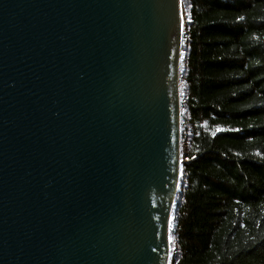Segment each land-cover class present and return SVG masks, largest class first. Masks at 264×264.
<instances>
[{"label":"water","instance_id":"obj_1","mask_svg":"<svg viewBox=\"0 0 264 264\" xmlns=\"http://www.w3.org/2000/svg\"><path fill=\"white\" fill-rule=\"evenodd\" d=\"M181 0H0V264H174Z\"/></svg>","mask_w":264,"mask_h":264},{"label":"trees","instance_id":"obj_2","mask_svg":"<svg viewBox=\"0 0 264 264\" xmlns=\"http://www.w3.org/2000/svg\"><path fill=\"white\" fill-rule=\"evenodd\" d=\"M174 264H264V0H182Z\"/></svg>","mask_w":264,"mask_h":264},{"label":"rangeland","instance_id":"obj_3","mask_svg":"<svg viewBox=\"0 0 264 264\" xmlns=\"http://www.w3.org/2000/svg\"><path fill=\"white\" fill-rule=\"evenodd\" d=\"M182 151H183V148H182ZM174 217H175V212L171 214V220L173 221L174 220ZM171 241H174L173 238L170 239ZM172 243H171V247H172ZM171 252H172V248H171ZM171 258H172V254H171Z\"/></svg>","mask_w":264,"mask_h":264},{"label":"clouds","instance_id":"obj_4","mask_svg":"<svg viewBox=\"0 0 264 264\" xmlns=\"http://www.w3.org/2000/svg\"><path fill=\"white\" fill-rule=\"evenodd\" d=\"M183 44H184V42H183ZM183 44H182V51H181V52H182V53H181L182 55H183ZM185 150H186V148H185Z\"/></svg>","mask_w":264,"mask_h":264}]
</instances>
